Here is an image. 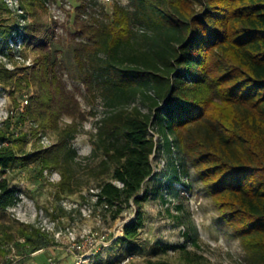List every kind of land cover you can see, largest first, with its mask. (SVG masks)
<instances>
[{
    "label": "trees",
    "instance_id": "trees-1",
    "mask_svg": "<svg viewBox=\"0 0 264 264\" xmlns=\"http://www.w3.org/2000/svg\"><path fill=\"white\" fill-rule=\"evenodd\" d=\"M19 2L22 16H36L47 8L46 0ZM136 5L137 18L153 31L154 42L151 50L130 57V64L119 55L120 47L132 36L128 9L115 3L113 20L102 31L96 22L88 24L83 18L89 7L86 0L77 8L78 34L101 44L108 57L105 67L110 76L108 91L115 94L112 100L127 94L147 95L150 89L154 92V115L137 107L127 112L122 108L99 120L93 136L104 158L91 173L98 180L94 205H102L116 218L131 207L130 201L135 204V216L123 227L126 240L144 227L141 206L148 194L141 190L145 180L156 174L152 163L156 144L150 133L154 127L169 149L175 146L182 160L198 172L220 223L239 241L247 264H264V0H136ZM53 37L49 29L41 34L36 20L6 27L0 33V53L13 58L21 53L15 47L28 42L37 54L30 72L1 66L0 79L15 85L29 74L36 79L31 114L39 119L40 128L59 132L56 143L26 152L25 135L16 138L9 125L0 127L2 208L17 199L4 176L17 164L39 161L42 172L57 169L60 189H71L69 169L75 150L68 140L76 127L73 123L60 129L59 121L80 110L77 98L58 76ZM86 47L78 43L75 50L81 68ZM21 70L22 78L17 77ZM83 74L92 89L91 74L87 70ZM186 173V168L176 167L173 184L186 188ZM176 208L181 210L182 203ZM26 241L34 245L33 252L38 250V240L28 236ZM171 247L158 242L153 254ZM147 264L175 263L148 258Z\"/></svg>",
    "mask_w": 264,
    "mask_h": 264
},
{
    "label": "rangeland",
    "instance_id": "rangeland-1",
    "mask_svg": "<svg viewBox=\"0 0 264 264\" xmlns=\"http://www.w3.org/2000/svg\"><path fill=\"white\" fill-rule=\"evenodd\" d=\"M86 1L89 7L83 18L88 24L96 22L102 31L113 20L115 3L128 9L132 36L119 49L125 63L130 64V57L134 54L151 50L154 34L137 18L136 0ZM82 2L46 0L47 8L39 10L36 16H22L24 10L20 9L19 0H0V33L6 27L35 20L40 25L41 34L48 29L53 31V50L58 52V76L66 90L77 98L80 110L76 116L65 114L59 121L60 129L73 123L76 127L68 140L75 150L69 169L71 189L61 190L58 185L60 172L50 168L42 172L39 161L17 164L4 174L17 199L6 208L0 207V264H15L13 261L17 258L43 264L49 255L61 264H108L126 258L125 264H147L148 258L166 259L175 264H247L239 241L220 223L212 197L205 190L198 172L189 161L182 160V154L175 146L171 144L169 149L170 145L154 127L150 133L154 135L156 144L152 154L156 174L145 180L141 190V194H148L141 206L144 227L133 239L126 240L123 227L135 216V204L130 201L131 207L116 218L102 205H94L98 180L91 173L100 167L104 158L95 145L97 138L93 136L99 120L108 112L122 108L127 112L137 107L154 115V92L150 89L147 95L127 94L117 101L112 100L115 94L108 91L110 76L105 67L108 57L103 47L78 34L75 21L77 8ZM196 7L199 8L198 2ZM78 43L88 46L82 51L83 68L75 57ZM15 49L21 50L20 55L19 52L13 58L4 55L7 59L0 62V67L11 70L24 68L30 72L37 56L32 44L25 42ZM86 70L92 76V89L84 81L83 72ZM23 76V70L17 73V77ZM27 76V80L17 85L0 79V94L5 98L9 111L3 126L9 125L16 138L25 135V151L34 152L38 147L56 143L59 132L37 126L39 119L31 114V98L38 90V82L30 74ZM26 99L29 100L27 103ZM109 102L113 104L109 105ZM170 140H175V137L171 136ZM176 167L181 171L187 169L183 179V183L188 185L186 188L173 184ZM178 203L183 205L181 210L176 208ZM24 231L28 232L27 236L22 235ZM88 231L109 235V241L95 255L81 262V258L72 253V245ZM28 236L38 240L40 251L37 253L32 254L34 245L27 243ZM158 242L172 247L165 253L153 254Z\"/></svg>",
    "mask_w": 264,
    "mask_h": 264
},
{
    "label": "built area",
    "instance_id": "built-area-1",
    "mask_svg": "<svg viewBox=\"0 0 264 264\" xmlns=\"http://www.w3.org/2000/svg\"><path fill=\"white\" fill-rule=\"evenodd\" d=\"M7 58L4 54L0 53V62L6 60ZM29 100L26 99L27 103ZM9 116V111L7 110L6 100L0 94V127L4 125V121ZM109 241V235L102 234L100 232L88 231L85 233L80 240H75L72 245V253L75 257L81 258V262L86 261V258L91 255H95L99 249L104 246ZM34 254V253H33ZM14 259V254L12 255ZM128 258L122 259L121 261L112 262L108 264H125ZM15 264H32L31 261L25 258L14 259ZM43 264H61L54 256H49L45 263Z\"/></svg>",
    "mask_w": 264,
    "mask_h": 264
},
{
    "label": "crops",
    "instance_id": "crops-1",
    "mask_svg": "<svg viewBox=\"0 0 264 264\" xmlns=\"http://www.w3.org/2000/svg\"><path fill=\"white\" fill-rule=\"evenodd\" d=\"M41 250H42V249H41ZM38 251H40V250L34 251V252H32V254H33V253H37ZM49 256H51V255H49Z\"/></svg>",
    "mask_w": 264,
    "mask_h": 264
}]
</instances>
